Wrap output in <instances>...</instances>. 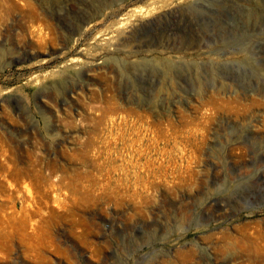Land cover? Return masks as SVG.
<instances>
[{"label": "rangeland", "instance_id": "obj_1", "mask_svg": "<svg viewBox=\"0 0 264 264\" xmlns=\"http://www.w3.org/2000/svg\"><path fill=\"white\" fill-rule=\"evenodd\" d=\"M0 264H264V0H0Z\"/></svg>", "mask_w": 264, "mask_h": 264}]
</instances>
